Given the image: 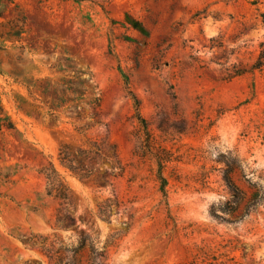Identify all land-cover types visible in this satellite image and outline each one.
<instances>
[{
	"label": "rangeland",
	"instance_id": "obj_1",
	"mask_svg": "<svg viewBox=\"0 0 264 264\" xmlns=\"http://www.w3.org/2000/svg\"><path fill=\"white\" fill-rule=\"evenodd\" d=\"M99 142L120 176L59 165L61 146ZM49 163L77 229L53 227ZM79 230L107 264H200V249L264 264V0H0V264H48L20 241L77 247Z\"/></svg>",
	"mask_w": 264,
	"mask_h": 264
},
{
	"label": "trees",
	"instance_id": "obj_2",
	"mask_svg": "<svg viewBox=\"0 0 264 264\" xmlns=\"http://www.w3.org/2000/svg\"><path fill=\"white\" fill-rule=\"evenodd\" d=\"M131 26L136 30H141L139 29L140 25L133 20H131ZM260 66L261 65L257 63L252 69H258ZM98 101V99H95V106L93 108L94 113L92 116L97 113ZM134 102L136 106V100ZM137 120L142 129L145 130L144 122L139 117H137ZM103 145V142L92 143L89 148L77 149L74 152L70 151L66 146H61L57 153V161L62 168L80 180L87 179L91 175L94 166H96L99 161L111 163L110 175L113 177L120 176L123 173V167L120 166L115 151L113 150L112 156L109 157L106 155ZM111 148L113 147L111 146ZM155 162L157 165L156 180L159 182V191L162 196L165 197L166 179L162 175L163 160L158 158ZM116 169L118 172L114 173ZM39 174L46 182L45 195L57 203L53 218V227L57 230L68 228L77 229L78 227L75 226L74 219L71 217L70 213V208L72 206L70 191L68 187H66L60 174L51 163L47 164L46 167H41ZM223 181L229 191L234 194L233 198H235V203L240 200L242 201L243 199L237 198L239 190L231 178L230 170L224 172ZM120 206L121 204L118 202L115 195H113L112 199L106 198L96 206L95 217L101 222L109 223L112 211L114 210L115 214H118ZM122 212H126V209H122ZM130 218V215H127V219L130 220ZM79 222L82 223V221ZM124 225H126V223ZM77 234L79 236L77 247L64 246L56 234L48 236L30 235L29 238L20 242L26 249L37 251L44 256L48 264H83L84 255L86 264H107V251L105 249H96L83 230H79ZM112 245L113 242L109 243V246ZM200 251L201 255L194 258L196 261L199 260L200 264H232V258H227L226 255H215L214 253L205 252L203 249H200ZM230 251L234 252L235 249L232 248ZM221 257L226 259L222 260ZM244 257L245 253L242 254V258Z\"/></svg>",
	"mask_w": 264,
	"mask_h": 264
}]
</instances>
